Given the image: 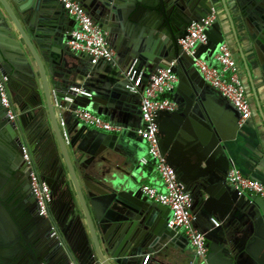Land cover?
Returning <instances> with one entry per match:
<instances>
[{"label":"water","instance_id":"obj_1","mask_svg":"<svg viewBox=\"0 0 264 264\" xmlns=\"http://www.w3.org/2000/svg\"><path fill=\"white\" fill-rule=\"evenodd\" d=\"M78 1L108 33L116 53L105 67L83 64L80 81L77 72L62 77L54 69L57 56L51 39L63 45L75 26L63 5L57 6L56 0H0V72L9 77L17 109L12 120L0 96V264H144L147 255L148 264H264V198L240 194L227 181L232 165L254 177L231 151L247 120L240 124V114L227 118L217 110L196 65L199 57L211 58L225 41L223 25L216 21L207 28L208 42L193 53L179 43L192 21L222 8L238 46H253L264 69V0ZM235 18L243 24V33ZM84 58L92 59L89 54ZM135 59L142 90L160 68L178 75L170 96L179 108L157 115L159 146L191 192L192 210L204 220L206 260L196 255L182 231L169 225L171 208L143 193L144 167L120 149L127 139L133 140L132 147L141 140L137 110L118 104L126 99L124 70ZM73 86L93 94H78ZM97 94L114 101V111L96 107ZM81 107L112 121H134L117 132L79 126L75 111ZM24 145L36 163L41 160L59 177L54 187L44 176L55 191L51 211L58 229L40 214L32 187L26 192L20 185ZM211 214L220 217V227L209 222Z\"/></svg>","mask_w":264,"mask_h":264},{"label":"built area","instance_id":"obj_2","mask_svg":"<svg viewBox=\"0 0 264 264\" xmlns=\"http://www.w3.org/2000/svg\"><path fill=\"white\" fill-rule=\"evenodd\" d=\"M68 14L75 19V26L71 32L68 45L74 51L87 53L91 56V62H112L115 60V50L108 41V33L92 18L85 7L78 0H59ZM217 21V12L214 10L201 21H192L188 26V33L179 39V43L188 53H193L201 43L208 42L205 30ZM137 60H132L124 70L125 87L141 97V116L143 125L138 129V134L147 143V151L141 157V163L146 165L153 161L158 171L164 188L153 184H143L142 191L149 200L172 210L170 226L181 229L193 246L196 255L206 260L208 247L206 245V232L197 227L199 216L192 210L193 197L185 184L179 179L175 167L162 154L159 146V128L157 115L159 112L175 111L178 103L169 95L178 82V75L171 68H160L151 75L150 80L142 90V76L137 68ZM196 65L205 81L217 89L230 103L234 105L240 114L239 123L242 124L252 115V104L247 94L246 87L241 77L239 65L233 57L230 45L221 42L216 53L211 57H199ZM9 77L0 72V96L3 105L7 108L10 118L17 116V109L12 103L8 90ZM78 94L92 96V92L81 86H73ZM72 101L71 97L65 98ZM57 102L58 99L55 98ZM75 117L83 124L105 131L117 132L121 126L113 123L88 108H78ZM63 134L67 140L69 135L65 128V121L61 119ZM23 156L27 162H31L29 148L23 146ZM227 178L231 185L235 186L240 194L249 193L264 198V183L244 174L236 165L230 166ZM33 193L37 199L39 212L45 217L50 216L51 191L49 184L36 172L31 174ZM213 225L219 226L221 221L216 217L210 218ZM147 255L145 263L148 261ZM44 264V263H41Z\"/></svg>","mask_w":264,"mask_h":264},{"label":"crops","instance_id":"obj_3","mask_svg":"<svg viewBox=\"0 0 264 264\" xmlns=\"http://www.w3.org/2000/svg\"><path fill=\"white\" fill-rule=\"evenodd\" d=\"M56 5L57 6L59 5V7L61 6V3L59 2V0H56ZM61 7L65 15H67L69 18L72 19L73 17H71L68 14L65 8H63V6ZM39 22H43V21L39 20L38 23ZM217 22L223 25V30H224L225 37H226L225 42H227L230 45L233 57L235 58V60L237 61L239 65L241 77H242V80L247 90V94L252 104V115L246 121V125L244 126L242 130L243 131L242 134H240L237 137V139L232 140L231 151L237 160L246 162L247 167H244V168H247V170L248 169L251 170V173L253 174L254 179H257L264 183V69H262V66L259 62V58L253 46L247 45V44L244 45V43H243V46L241 47L238 46L237 42L234 39V35L231 32V28H230L231 24L229 22V18L222 8H220L217 11ZM235 22L237 24L238 30L241 33H243L244 28H243V24L241 23V21L235 18ZM68 40L69 39H67L63 45L57 44L54 41V39L53 40L51 39V42H50V45L53 48H55V51L53 52L57 56V59H55V66H54V69L57 75L62 76V77H66V76L72 77L73 73L76 74L77 72L78 73L77 80L80 81V80H83V77L80 75V72H81L80 67L83 64L88 66L89 69L107 66V63L105 61H101V62H98L97 64H93L89 59L87 58L85 59L84 56L87 55V53L74 51L72 48L69 47ZM61 51H62V55L60 57ZM30 61L34 64L33 59L31 57H30ZM35 69L38 74V69L36 66H35ZM36 82L38 86V92L41 95L43 99V105L45 106V96L43 93V86H42L41 78L39 75L36 76ZM122 85L125 91L124 95L126 99L121 100L118 104L125 105V107H127L126 105L135 107V109L137 110V116H138L137 121H139V123L141 122V124L143 125V119H142L141 110H140L141 97L137 94H134L128 91L124 83ZM206 85L212 94V100L217 105V110L223 116L227 118L232 117V116L239 118V113L237 112V110H235L234 105L230 103L217 89L210 86L207 82H206ZM253 90H255L257 94L259 95V98H258L259 102L256 101ZM90 91L93 94V91L92 90ZM128 97H129V100H128ZM97 98L99 101L95 102L96 107L102 110L107 107L110 111H114V108L112 106V103H115L114 101H111L107 96H103L101 94H97ZM115 110L117 112L120 111L119 109H115ZM105 118L110 120L113 123L119 124L122 127L121 130L119 131H122L124 128H126V126H128L127 128L129 129L130 122L132 121V120L126 119L124 120L125 122H121V121H117L116 117L114 118L115 119L114 121H112L108 117H105ZM82 125L84 124L80 122L79 126H82ZM139 137L141 140H139V142H137L133 147L130 146V144L133 143V140L127 139V143L122 144L123 151L133 154V157L138 159V164L144 167L145 179L143 181V184L149 183V184L156 185L160 188H164L161 177L158 171L156 170V168L154 167V170L150 171L147 168V164L144 165L141 163L140 159L142 156L146 154V151H147V143L143 140V138L140 135ZM128 143L129 145H127ZM41 157L45 158V155L43 154ZM227 181H228V178H227ZM172 215L173 213H171V218H172ZM211 217H216L217 219L221 221L220 217L216 214H211L210 218ZM210 218H209V222L213 225ZM203 221L204 220L200 218L199 216V219L196 222L197 227H199L201 230L204 225ZM221 223L219 226H216V227H220ZM179 230L182 231L181 229ZM182 233L184 234L183 231ZM188 243H189V246L192 247L190 244V241H188ZM148 263L149 262H147V264Z\"/></svg>","mask_w":264,"mask_h":264},{"label":"flooded vegetation","instance_id":"obj_4","mask_svg":"<svg viewBox=\"0 0 264 264\" xmlns=\"http://www.w3.org/2000/svg\"><path fill=\"white\" fill-rule=\"evenodd\" d=\"M120 149H123L122 145L120 146ZM29 153H30L31 162L29 163L27 161H24L25 163H23V165H22L23 173H21V175H20V185H21V187H23V189L26 190V192H29L30 188L32 187L31 174H32L33 171L36 172L39 175V177L42 178V179H44V176H49V178H51V180H52L51 184H53L54 187H57L59 185V177H58V175L57 174H54V175L51 174L50 173L51 171L49 172V168L44 166V165H42L43 162L41 160H40L39 163H36L30 148H29ZM51 184H49L50 191H51L50 216H49L50 217V222L49 223L55 229L56 228L58 229V222L56 221L55 217L52 215V211H51L54 199H56L55 191H53ZM54 206H57V202L55 203ZM47 231L50 233V226L47 227Z\"/></svg>","mask_w":264,"mask_h":264},{"label":"trees","instance_id":"obj_5","mask_svg":"<svg viewBox=\"0 0 264 264\" xmlns=\"http://www.w3.org/2000/svg\"><path fill=\"white\" fill-rule=\"evenodd\" d=\"M154 167H155V165H154V162H153V161H151V162H149V163L147 164V168H148L150 171H153V170H154Z\"/></svg>","mask_w":264,"mask_h":264}]
</instances>
